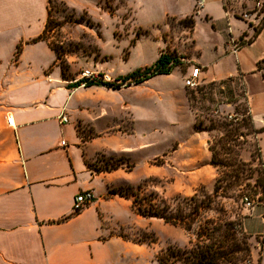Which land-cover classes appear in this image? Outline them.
Segmentation results:
<instances>
[{"label":"rangeland","instance_id":"rangeland-1","mask_svg":"<svg viewBox=\"0 0 264 264\" xmlns=\"http://www.w3.org/2000/svg\"><path fill=\"white\" fill-rule=\"evenodd\" d=\"M263 2L224 0V9L233 10L231 14L250 25V30L258 29ZM155 7L134 16L127 0H48L43 41L56 53L65 84L90 72L119 85L70 87L74 99L70 116L80 142L93 141L96 147L86 166L96 177L97 194L103 197L102 238L120 236L133 242L136 250L129 257L135 264H160L158 258L167 254L169 246L191 247L206 221H227L235 241H247L251 264H264V222L258 216L264 213V162L258 135L264 133H255L250 123L244 85L241 78L232 77L209 88L202 80L195 89L186 87L193 66L186 59L197 54L196 46L202 58L210 60L211 47L220 44V37L197 20L194 43L191 28L193 18L199 16L194 8L184 19L167 17L150 24L165 9L184 14L186 2L166 7L155 3ZM161 52L173 53L179 61L171 73L138 83L121 80L152 65ZM210 149L215 166L210 165ZM217 179L222 185L238 179L240 186L213 197ZM199 191L212 202L188 232L136 214L132 198L118 195L135 193L146 198L142 206L162 201L172 207ZM243 196L255 201L251 209L244 206Z\"/></svg>","mask_w":264,"mask_h":264},{"label":"crops","instance_id":"crops-1","mask_svg":"<svg viewBox=\"0 0 264 264\" xmlns=\"http://www.w3.org/2000/svg\"><path fill=\"white\" fill-rule=\"evenodd\" d=\"M127 1L134 16L154 10L155 3L188 4L184 14L165 9L150 24L184 19L194 5V0ZM48 10V0H0V264H135L129 257L136 250L133 242L102 238L103 197L86 166L95 143L80 142L70 116L73 94L55 53L44 41L30 43L42 35ZM232 12L224 9V0H204L193 18L192 40L198 20L219 35L220 44L211 47L210 60L196 46L197 54L186 60L200 69L203 83L241 78L252 124L264 129V24L245 43L253 30ZM230 38L242 43L236 53L229 52ZM62 110L66 124L58 120ZM258 145L264 162V134L258 135ZM87 191L94 203L74 213V197ZM263 215L258 214L264 222Z\"/></svg>","mask_w":264,"mask_h":264},{"label":"trees","instance_id":"trees-1","mask_svg":"<svg viewBox=\"0 0 264 264\" xmlns=\"http://www.w3.org/2000/svg\"><path fill=\"white\" fill-rule=\"evenodd\" d=\"M262 11L264 12V2L262 4ZM263 22L258 29H252L253 34L245 43L251 42L256 36ZM46 27V26H45ZM250 28V25H248ZM44 32V31H43ZM43 34V33H42ZM241 41V36L239 38ZM43 41V36L40 35L34 38L30 43H36ZM239 44L242 45L241 42ZM54 52V50H53ZM55 53V52H54ZM56 59L57 55L55 53ZM179 65V61L173 53L161 52L156 61L148 66L141 69H137L126 76L122 77L123 82H141L152 76L156 75H167ZM232 77L227 80H231ZM225 81H219L218 83L210 82L204 85V88H209L223 84ZM83 84L86 87L96 86L105 88H117L119 85L114 83L105 82L102 79H79L74 83L69 84L72 87H78ZM198 89V91H200ZM189 102L194 101L193 93L188 94ZM248 118L252 124L251 117L248 113ZM256 133H264V129L254 130ZM210 151H212L210 149ZM215 153L212 151V157L210 165L215 166ZM262 185V192L264 195V181ZM231 186H240L239 180L236 179L231 184L222 185L220 180H216L214 186L213 197L223 194L225 191L230 190ZM110 194H114L110 192ZM119 196L125 199H131L132 210L143 217H151L162 220L165 224L172 226H180L186 232L190 231L191 224L195 223L200 213L203 210L210 209L212 198L210 196H202V191L194 194L189 199H183L178 203H175L172 207L165 205L162 201L158 204H149L142 206L143 202L146 201L145 197H139L135 193H118ZM226 223H215L214 221H206L205 226H199L196 233V241L191 247L186 248H174L169 246L166 255H161L158 258L160 264H244L251 262L250 260V248L247 241L243 238L242 240L235 241L232 232L231 224L227 221ZM259 264V262H258Z\"/></svg>","mask_w":264,"mask_h":264},{"label":"built area","instance_id":"built-area-1","mask_svg":"<svg viewBox=\"0 0 264 264\" xmlns=\"http://www.w3.org/2000/svg\"><path fill=\"white\" fill-rule=\"evenodd\" d=\"M203 5H204V0H194V5H193L194 13L200 15ZM229 44H230V50H229L230 53H236L241 47V44H239V42H237L233 38H230ZM262 69L264 70V62L262 63ZM199 73H200V69L198 67H192L189 74L185 78V86L191 89H195L197 86H199ZM81 79L93 80L98 78L95 77L93 73L85 72L81 75ZM58 120L60 121V123L63 124L68 123V118L65 115L64 110L61 111ZM8 122H10L9 119ZM93 198H94L93 194L90 191L79 193L73 199L72 211L74 213L80 212L87 204L92 202ZM242 201L247 209H251L255 204V201L251 200L248 196H243ZM244 264H251V262H246Z\"/></svg>","mask_w":264,"mask_h":264}]
</instances>
